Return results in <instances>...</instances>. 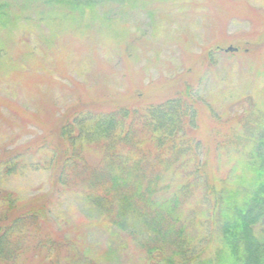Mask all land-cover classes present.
<instances>
[{"label":"trees","instance_id":"16d2710c","mask_svg":"<svg viewBox=\"0 0 264 264\" xmlns=\"http://www.w3.org/2000/svg\"><path fill=\"white\" fill-rule=\"evenodd\" d=\"M125 1L129 6L137 3ZM97 3L27 0L18 7L0 0V35H9L16 23L40 22L39 7L47 6L52 20L63 23L59 33H69L73 42L71 35L86 20L93 21ZM206 4L221 24L231 10L242 17L249 13L227 0ZM29 5L36 9L35 18ZM98 21L109 19L101 15ZM54 32L52 39L64 38ZM223 37L222 42H230ZM250 45L243 51L264 50V29ZM218 50L219 44L190 58L189 70L197 72L211 63ZM32 52L21 51V62H13L8 50L0 47V69L32 81L55 82L50 75L37 74L35 57H27ZM30 60L34 63L22 64ZM185 74L147 101L132 93L90 95L75 82V100L53 116L0 96V116L3 109L14 113L22 133L30 124L40 129L25 145L0 149L2 173L10 176L22 168V148L52 151L45 165L50 173L46 192L22 202L8 191L0 192V264H101V256L80 251L79 225L65 230L71 236L67 241L64 230L50 223L56 222L48 216L53 198L68 190L99 216L94 225L109 230L113 238L135 242L146 264H264V115L243 110L232 118L219 116L194 96ZM193 228L196 237L191 236ZM61 248L70 253L60 260ZM47 251L52 255L43 263L42 252ZM111 252L108 248L103 257L108 259Z\"/></svg>","mask_w":264,"mask_h":264},{"label":"rangeland","instance_id":"374dc122","mask_svg":"<svg viewBox=\"0 0 264 264\" xmlns=\"http://www.w3.org/2000/svg\"><path fill=\"white\" fill-rule=\"evenodd\" d=\"M6 1L18 7L27 4V0ZM136 1L135 5L129 6L125 0H99L93 21L86 18L84 27L81 26L78 33L70 34L74 37L73 42V38L66 35L69 33H59L63 23L52 20L47 6L39 7L40 22L33 20L13 25L9 35H0V43L4 40L0 47L8 50L13 62H21V51L32 50V55L27 57H35L37 74L50 75L55 82L48 81V78L32 81L16 71L11 76L9 71L1 68L0 96L38 114L40 111L41 115L47 110L45 113L51 116L54 113L59 115L75 100V82L90 95L132 93L147 101L165 89L170 80L184 75L189 70L190 58L219 44L222 50L213 53L211 63H205L197 72L189 70L185 74L193 85L194 96L224 118L235 117L243 110L264 115V50L260 49L258 53L253 49L252 52L243 51V48L256 43L262 34L264 0H227L229 4L246 7L249 13L242 17L231 10L222 24L213 17L214 12L206 4L207 0ZM32 7L29 5L28 9ZM29 12L31 18H35L36 9ZM101 15L109 19L108 23L98 21ZM51 31L62 34L64 38L52 39ZM222 36L230 42H222ZM229 46L242 48V51H225ZM33 63L30 60L22 64ZM18 69L24 72L22 66ZM162 99L164 97L155 101ZM13 114L2 110L0 149L21 147L40 133L39 127L33 124L27 127L26 133H22ZM25 149L21 151L23 161L19 167L22 168L16 174L6 176L0 166V192H10L19 202L46 192L50 181L45 165L52 151L48 147ZM92 156L95 154L91 153ZM227 167L225 164L222 166L223 169ZM52 203L48 216L55 219L56 222H50L55 230L63 229L65 232L72 224L81 227L80 251L101 256V264H146L144 253L135 242L129 238H113L109 230L94 225L99 216L72 190L55 195ZM195 229H192L191 236L196 237ZM48 235L54 237V234ZM63 236L67 241L71 237L66 232ZM108 248L112 252L106 259L103 254ZM69 250L61 248L57 251L60 260L69 256ZM51 252H42L43 263L49 262Z\"/></svg>","mask_w":264,"mask_h":264},{"label":"water","instance_id":"95a60500","mask_svg":"<svg viewBox=\"0 0 264 264\" xmlns=\"http://www.w3.org/2000/svg\"><path fill=\"white\" fill-rule=\"evenodd\" d=\"M236 48H233L232 46H229L225 49V51H235Z\"/></svg>","mask_w":264,"mask_h":264}]
</instances>
